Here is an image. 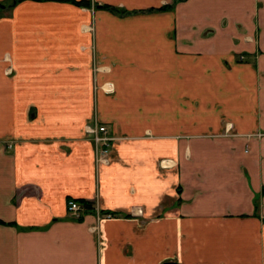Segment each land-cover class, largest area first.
<instances>
[{
    "label": "crops",
    "instance_id": "0c3cea01",
    "mask_svg": "<svg viewBox=\"0 0 264 264\" xmlns=\"http://www.w3.org/2000/svg\"><path fill=\"white\" fill-rule=\"evenodd\" d=\"M165 262L264 264V0H0V264Z\"/></svg>",
    "mask_w": 264,
    "mask_h": 264
},
{
    "label": "built area",
    "instance_id": "2783aa9c",
    "mask_svg": "<svg viewBox=\"0 0 264 264\" xmlns=\"http://www.w3.org/2000/svg\"><path fill=\"white\" fill-rule=\"evenodd\" d=\"M84 129L92 140L96 164L101 165L108 163L111 143L118 138L109 134L106 125L98 122L86 124ZM66 207L67 212L73 216H79L80 213L86 209L83 202L73 199L67 201Z\"/></svg>",
    "mask_w": 264,
    "mask_h": 264
},
{
    "label": "trees",
    "instance_id": "16d2710c",
    "mask_svg": "<svg viewBox=\"0 0 264 264\" xmlns=\"http://www.w3.org/2000/svg\"><path fill=\"white\" fill-rule=\"evenodd\" d=\"M15 1H17V0H15ZM64 1H72V2H74V3H76V4H82V0H79V1H76V0H64ZM85 3H86V4H89V1H85ZM113 10L116 11V12H118L119 14H124V13H125L124 10H119V9H117V8H113ZM81 202H83V203L85 204V208H87V209L92 208V206H91V204H90L89 202H87V201L84 202V201H82V200H81ZM110 215H113V214L110 213Z\"/></svg>",
    "mask_w": 264,
    "mask_h": 264
},
{
    "label": "water",
    "instance_id": "95a60500",
    "mask_svg": "<svg viewBox=\"0 0 264 264\" xmlns=\"http://www.w3.org/2000/svg\"><path fill=\"white\" fill-rule=\"evenodd\" d=\"M163 264H177V263H175V262H165Z\"/></svg>",
    "mask_w": 264,
    "mask_h": 264
}]
</instances>
